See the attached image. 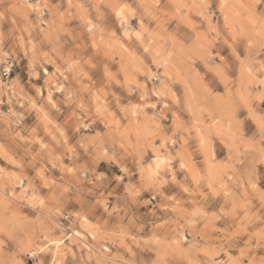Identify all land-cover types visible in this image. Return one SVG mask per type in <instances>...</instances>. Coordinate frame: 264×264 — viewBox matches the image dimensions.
<instances>
[{"label": "rangeland", "instance_id": "rangeland-1", "mask_svg": "<svg viewBox=\"0 0 264 264\" xmlns=\"http://www.w3.org/2000/svg\"><path fill=\"white\" fill-rule=\"evenodd\" d=\"M0 264H264V0H0Z\"/></svg>", "mask_w": 264, "mask_h": 264}, {"label": "built area", "instance_id": "built-area-1", "mask_svg": "<svg viewBox=\"0 0 264 264\" xmlns=\"http://www.w3.org/2000/svg\"><path fill=\"white\" fill-rule=\"evenodd\" d=\"M12 65V62L9 63L8 61L5 63V65L1 69V75L5 78L9 76L10 73V67Z\"/></svg>", "mask_w": 264, "mask_h": 264}]
</instances>
